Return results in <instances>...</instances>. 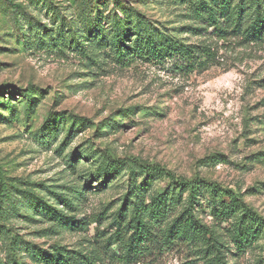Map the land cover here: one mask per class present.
Returning a JSON list of instances; mask_svg holds the SVG:
<instances>
[{"label":"rangeland","instance_id":"374dc122","mask_svg":"<svg viewBox=\"0 0 264 264\" xmlns=\"http://www.w3.org/2000/svg\"><path fill=\"white\" fill-rule=\"evenodd\" d=\"M14 2L26 13L19 19L25 39L17 35L10 4L0 0V177L20 191L13 194L15 205H5L6 220L0 219V263L12 255L3 240L9 237L4 233L9 228L43 252L60 246L97 253L103 264H120L119 246L129 232L116 216L135 175L125 163L116 174L97 180L96 170L108 154L217 182L243 194L244 202L264 218V27L259 40L241 42L233 34L220 39L211 29L197 31L200 20L187 15L192 14L191 8H185L189 2L117 0L184 42L209 45L214 53L211 64L189 71L142 59L123 66L104 42L69 49L61 35L50 45L49 35L40 40L45 28L26 21L32 16L51 24L55 37L59 24L53 22L54 13L55 20L72 14L82 24L77 0H52L49 9L33 0ZM114 9L110 0L99 12L105 28L114 12L121 18L130 13ZM26 89L34 90L29 114L19 95ZM57 114L61 121L56 119L57 129L51 131L49 120ZM70 115L87 122L76 121L64 143L73 122ZM107 122L116 127L106 133L96 130ZM104 178L107 182L102 183ZM147 178L145 197L167 184L159 176ZM143 179L139 174L136 182ZM45 186L55 195L70 194L78 187L84 194L79 199L75 195L70 207H62ZM28 193L49 195L53 200L47 202L69 218L67 225L57 228L56 221H48L33 199L28 202ZM209 210L206 203L200 210L208 223ZM24 242H19L17 259L44 264L31 260ZM195 256L180 245L145 253L136 264H207ZM226 258L229 264H264V228L243 250L230 243Z\"/></svg>","mask_w":264,"mask_h":264},{"label":"trees","instance_id":"16d2710c","mask_svg":"<svg viewBox=\"0 0 264 264\" xmlns=\"http://www.w3.org/2000/svg\"><path fill=\"white\" fill-rule=\"evenodd\" d=\"M5 1L10 4L14 25L19 30L17 35L20 34L25 39L23 25L19 19L26 13L16 9L15 0ZM33 1L42 3L47 9L50 8L47 4L52 3V0ZM109 1L77 0L75 8L78 14L80 13L78 19L82 20L81 25L72 18V14L67 17L65 14L60 15L58 11L57 14L60 17L56 14L57 20H55L54 13L51 15L53 22L57 21L59 24V35L55 37L52 26H49L51 24H44L32 16L26 21L32 24H41L46 33L40 37V40L43 41L46 35H49L51 37L50 45L57 43V39L61 35H64L68 40L67 47L69 49H79L85 44L89 47L95 40L98 43L99 41L104 42L105 46H109L114 51L117 61L123 66H130L137 59H142L161 64L169 62L170 67L174 69L189 71L194 67L207 66L214 60V53L209 45L188 44L182 40L183 38L171 34L162 26L153 24L138 10L123 6L117 0H112L114 10L117 12L129 11L130 13L121 18L114 12L111 23L105 22L108 23L105 28L100 17L102 15L99 12L102 6ZM178 1L189 2L185 8L186 10L191 8L192 14L187 15L200 20L201 27L196 29L201 33H208V29H211L210 33L220 39H226L233 34L240 36L241 42L259 40L262 37L264 0H239L234 4L232 0ZM63 28L65 29L63 30ZM84 54L87 55L85 52ZM33 91L21 90L19 94L22 97L21 101L26 104L25 111L28 114L34 99ZM68 117L73 122L64 143L70 139L76 121H79L78 125L87 122V119L74 115ZM56 119L61 121V116L57 114L49 120V124L52 123L53 127L51 131L57 129ZM90 123L92 124V122ZM113 127H116L115 123L107 122L101 126L97 125L96 130L106 133L112 131ZM90 156L93 158L92 153ZM74 158L75 156L72 155L69 159L71 167L74 165ZM125 163H129L127 165L130 174L135 175V178L127 187V192L116 216L119 221L125 223L124 226L129 232L127 239L119 246L117 256L120 264H136L145 253H154V251L180 245L193 250L196 259L203 260L207 264H229L226 255L230 243L243 250L255 234L264 228V218L244 202L243 194L198 175L179 176L160 164H151L136 159H120L108 154L96 170V179L98 180L102 176L107 179L116 174L120 166ZM139 174H143L144 179L137 183ZM151 175L162 177L167 181V184L150 197H145L144 193L149 187L147 177ZM103 182H107L105 178ZM45 187L49 194L55 197L57 203H61L62 207H70L73 205L75 195H78L76 199H79L84 194L80 193V187L75 188L70 194L61 193L59 195H55V191L48 186ZM19 191V188L14 184L0 177V219L6 220L5 205L6 203L15 205L12 202V197ZM26 197L28 202L34 200V206L41 208L42 213L48 216V221H56L57 228L67 225L66 220L69 218L47 202L53 200L49 198V195L43 198L28 193ZM204 203L210 206L211 221L209 223L205 222L200 214ZM28 207L30 206L28 205ZM230 218L232 220L229 222ZM224 223H226V227H223ZM2 229L3 225L0 223V231ZM4 233L9 235L3 240L7 241L8 247L12 249V255L8 257L7 262L0 264H23L20 257L19 260L17 259L15 252L19 242L24 241L18 239L9 228L5 229ZM24 243L31 248L26 247L32 253L30 256L32 261L44 264H103L100 262L99 254L94 252L68 250L60 246H52L49 251L43 252L35 245ZM113 254L115 253L110 256Z\"/></svg>","mask_w":264,"mask_h":264}]
</instances>
